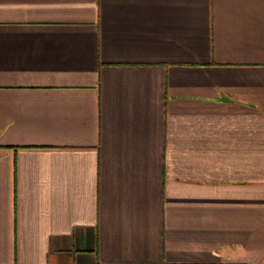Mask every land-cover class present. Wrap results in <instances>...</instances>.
Returning <instances> with one entry per match:
<instances>
[{"label": "crops", "instance_id": "obj_1", "mask_svg": "<svg viewBox=\"0 0 264 264\" xmlns=\"http://www.w3.org/2000/svg\"><path fill=\"white\" fill-rule=\"evenodd\" d=\"M0 264H264V0H0Z\"/></svg>", "mask_w": 264, "mask_h": 264}]
</instances>
